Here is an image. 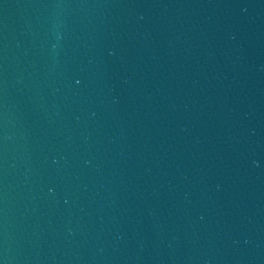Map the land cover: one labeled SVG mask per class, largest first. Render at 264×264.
<instances>
[{
    "label": "water",
    "instance_id": "95a60500",
    "mask_svg": "<svg viewBox=\"0 0 264 264\" xmlns=\"http://www.w3.org/2000/svg\"><path fill=\"white\" fill-rule=\"evenodd\" d=\"M0 264H264V0H0Z\"/></svg>",
    "mask_w": 264,
    "mask_h": 264
}]
</instances>
